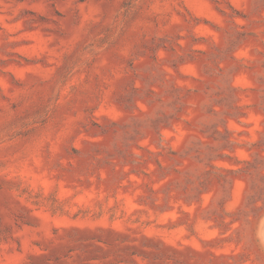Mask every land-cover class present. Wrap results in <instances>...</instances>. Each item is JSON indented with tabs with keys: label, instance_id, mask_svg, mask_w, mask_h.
<instances>
[{
	"label": "rangeland",
	"instance_id": "374dc122",
	"mask_svg": "<svg viewBox=\"0 0 264 264\" xmlns=\"http://www.w3.org/2000/svg\"><path fill=\"white\" fill-rule=\"evenodd\" d=\"M0 264H264V0H0Z\"/></svg>",
	"mask_w": 264,
	"mask_h": 264
}]
</instances>
